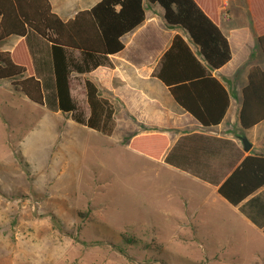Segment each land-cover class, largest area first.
I'll list each match as a JSON object with an SVG mask.
<instances>
[{
  "label": "rangeland",
  "instance_id": "374dc122",
  "mask_svg": "<svg viewBox=\"0 0 264 264\" xmlns=\"http://www.w3.org/2000/svg\"><path fill=\"white\" fill-rule=\"evenodd\" d=\"M44 114L63 124L43 128ZM62 116L0 80V257L14 264H264L262 228L210 186L182 181L164 162L130 149L121 119L106 135ZM263 130L247 135L264 139ZM259 195L264 202V188Z\"/></svg>",
  "mask_w": 264,
  "mask_h": 264
},
{
  "label": "trees",
  "instance_id": "16d2710c",
  "mask_svg": "<svg viewBox=\"0 0 264 264\" xmlns=\"http://www.w3.org/2000/svg\"><path fill=\"white\" fill-rule=\"evenodd\" d=\"M146 1L162 7L167 24L180 26L187 32L206 63L204 65L184 38L176 34L161 56L156 76L182 109L199 123L204 126L218 124L229 105V94L210 69H217L230 60L227 37L209 14L211 11L207 12L197 0ZM207 1L211 5L215 2ZM143 3L144 0H99L73 18L62 20L52 10L49 0H0V41L11 35L25 38L12 50H0V80H10L12 86L32 102L51 111L70 113L77 123L102 134H112L115 122L111 100L102 96L100 88L86 79L84 88L89 108L86 115L71 96L70 74L73 71L86 73L98 65L110 64L108 54L124 47L122 36L144 21ZM250 5L256 19L264 17V0H250ZM257 30L264 55V27L258 20ZM31 33L39 36L34 44ZM74 50L79 51L78 56L74 55ZM247 77L239 113L243 128L264 120V66L253 65ZM209 87H218L217 102ZM192 137L198 141L195 148L182 151L185 139ZM192 137L180 140L165 156V161L174 164L176 159L191 158L193 164L176 166L217 184L218 194L232 205L246 199L239 206L240 210L264 233V224L258 222L259 215L264 217V202L257 193L264 187V154L243 155L234 142L225 138ZM128 147L158 160L168 147V138L161 133L135 135L128 141Z\"/></svg>",
  "mask_w": 264,
  "mask_h": 264
},
{
  "label": "crops",
  "instance_id": "0c3cea01",
  "mask_svg": "<svg viewBox=\"0 0 264 264\" xmlns=\"http://www.w3.org/2000/svg\"><path fill=\"white\" fill-rule=\"evenodd\" d=\"M49 1L52 10L62 20H68L73 18L77 12L91 8L99 0ZM197 1L207 12L211 11L209 14L213 16L220 30L227 37L231 50V58L228 62L217 69H210L211 74L221 82L229 94V105L224 117L218 124L204 126L199 123L190 113L182 109L170 94L168 87L156 76V72L160 67L161 56L168 49L172 38L176 34L184 38L204 65L206 63L199 54L198 46L191 41L187 32L180 26L167 24L163 17L162 7L146 0L143 3L144 21L122 36L123 49L113 54H108L110 64L98 65L86 73L71 72L70 93L82 107L85 114L88 115L89 108L86 102L84 82L88 79L95 83L100 88L102 96L110 99L114 105V129L116 123L119 126L121 119L124 125L123 131L131 134L129 140L140 134H165L168 138L166 151L158 160L149 159L164 162L175 169L180 174L178 176L180 180L199 181L210 186L212 192L218 194L217 184L202 180L188 170L176 166L193 164L191 158L188 160L176 159L174 164H170L165 161V156L180 140L182 141L184 138H189L193 135L229 139L235 143L243 155L248 153L264 154V139L254 133L252 136L247 135L251 129L262 127L264 120L249 128H243L239 120L242 90L248 81V71L253 65L264 66V55L257 40L259 34L257 20L264 27V17L259 19L254 17L250 0H214L215 2L213 1L214 4L212 5L207 0L204 2L201 0ZM30 37L33 44L39 38L33 33L30 34ZM21 39L25 38L11 35L1 40L0 43L6 42V45L1 46L0 50H12ZM35 55H39L36 50ZM74 55L78 56L79 51L74 50ZM209 90L214 92V98L217 102L220 96L218 95V87H209ZM108 93H111V96ZM53 112L62 114V117L66 120L71 119L74 121L70 113ZM50 119L45 114L42 116L40 124L43 128L46 129L53 125L56 128H60L63 124V121L55 124ZM74 122L77 123L76 121ZM243 135L251 143L248 151L243 149V143L240 139ZM185 142L182 151H191L198 143L195 137L185 139ZM260 150L261 152H259ZM215 160L218 162L224 161V159ZM216 161L212 160V163H217ZM263 188H260L257 193ZM218 195L221 196L220 194ZM216 201L217 198L213 197V202ZM245 201L246 199L238 205H232L227 202L235 212L245 216L239 208ZM33 207L36 206L33 205ZM0 264H14V261L12 257H0Z\"/></svg>",
  "mask_w": 264,
  "mask_h": 264
},
{
  "label": "water",
  "instance_id": "95a60500",
  "mask_svg": "<svg viewBox=\"0 0 264 264\" xmlns=\"http://www.w3.org/2000/svg\"><path fill=\"white\" fill-rule=\"evenodd\" d=\"M242 143H243V149L245 151H248L251 147V143L248 141V139L246 138V136H241L240 137Z\"/></svg>",
  "mask_w": 264,
  "mask_h": 264
}]
</instances>
